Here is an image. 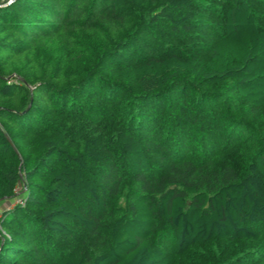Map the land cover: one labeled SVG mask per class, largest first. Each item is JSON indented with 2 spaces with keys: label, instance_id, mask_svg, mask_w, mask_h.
<instances>
[{
  "label": "trees",
  "instance_id": "1",
  "mask_svg": "<svg viewBox=\"0 0 264 264\" xmlns=\"http://www.w3.org/2000/svg\"><path fill=\"white\" fill-rule=\"evenodd\" d=\"M0 0V264H264V0Z\"/></svg>",
  "mask_w": 264,
  "mask_h": 264
},
{
  "label": "rangeland",
  "instance_id": "2",
  "mask_svg": "<svg viewBox=\"0 0 264 264\" xmlns=\"http://www.w3.org/2000/svg\"><path fill=\"white\" fill-rule=\"evenodd\" d=\"M13 203L14 202H12V203H9V202H7V203H4V204H1L0 205V214H2V212H4L5 210H9L10 208H12L13 206Z\"/></svg>",
  "mask_w": 264,
  "mask_h": 264
},
{
  "label": "built area",
  "instance_id": "3",
  "mask_svg": "<svg viewBox=\"0 0 264 264\" xmlns=\"http://www.w3.org/2000/svg\"><path fill=\"white\" fill-rule=\"evenodd\" d=\"M16 0H2V4H4L5 6L11 5L12 3H14Z\"/></svg>",
  "mask_w": 264,
  "mask_h": 264
}]
</instances>
